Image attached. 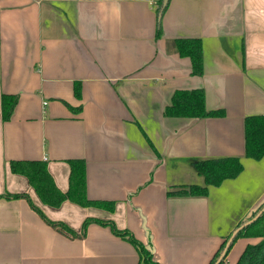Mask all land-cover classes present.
Segmentation results:
<instances>
[{
	"label": "crops",
	"instance_id": "0c3cea01",
	"mask_svg": "<svg viewBox=\"0 0 264 264\" xmlns=\"http://www.w3.org/2000/svg\"><path fill=\"white\" fill-rule=\"evenodd\" d=\"M160 2L0 0V264H140L135 246L109 227L94 223L74 238L7 193L29 194L77 232L99 218L145 244L151 237L161 264H210L264 195L263 187L248 205L232 197L236 185L247 197L264 180V158H247L245 141V119L264 115V0H169L163 11ZM177 40L201 42L202 75ZM184 90H203L207 109L225 116H166ZM3 96L18 97L8 120ZM226 157L242 160L237 178L206 197L168 195L206 186L194 162ZM70 160L85 162L88 199L115 202L114 212L44 205L10 169L12 161H43L67 192ZM227 200L241 213L222 231ZM259 241L240 238L223 264Z\"/></svg>",
	"mask_w": 264,
	"mask_h": 264
},
{
	"label": "trees",
	"instance_id": "16d2710c",
	"mask_svg": "<svg viewBox=\"0 0 264 264\" xmlns=\"http://www.w3.org/2000/svg\"><path fill=\"white\" fill-rule=\"evenodd\" d=\"M162 3L163 2H160V8ZM160 34L161 28L158 30V35ZM176 46L181 56L189 57L191 59L193 74L202 75L203 53L201 42L199 40H177ZM76 93L79 96V90L77 87ZM17 102V96H3L2 107L5 120L11 118ZM165 115L177 118H221L225 116V111L208 110L206 107V96L203 90H184L175 92L172 98V104L166 108ZM245 141L247 158L255 161H260L264 158V115L250 116L245 119ZM69 165L71 168L70 186L67 192H63L57 187L49 172L47 163L43 161H12L10 162V169L12 173L27 178L29 184L44 205L52 208H60L64 202L71 201L82 207H95L114 212L116 206L115 202L93 201L88 199L86 192L85 162L83 160H70ZM193 165L196 171L204 176L206 186H183L180 190H170L168 192L170 197H206L209 195V187H219L226 180L237 178L244 170L242 160L238 157L196 161ZM4 197L8 199L27 200L32 208L38 212L49 225L74 238L84 237L89 225L94 223L109 227L115 235L130 241L135 246L140 256V264H161L155 257L154 245L151 237L148 240V244H145L138 240L130 230L119 229L112 220L87 218L82 225L81 232H77L64 222L52 221L49 219L34 204L30 195L27 193H7ZM263 207L264 202L254 212L247 215L237 227L256 216ZM230 236L231 234L222 243L210 264L216 263ZM240 238H257L260 239V241L255 244L247 245L236 264H264V212L255 222L244 227L236 235L229 247L228 254ZM223 263L224 260L221 264Z\"/></svg>",
	"mask_w": 264,
	"mask_h": 264
},
{
	"label": "rangeland",
	"instance_id": "374dc122",
	"mask_svg": "<svg viewBox=\"0 0 264 264\" xmlns=\"http://www.w3.org/2000/svg\"><path fill=\"white\" fill-rule=\"evenodd\" d=\"M250 161L253 162L252 160ZM248 170L249 172H251V169H248ZM253 187H254V191L252 192V194H249V196L246 197L244 192L240 190L241 187H239V184H238L235 186V188L232 191L233 192L232 197H234V199H237V200L239 199V204L248 205L250 202L254 201L258 197V195L262 192V189L264 187V180H261L259 182L258 187H255V186ZM241 193H243L242 197H240ZM263 202H264V195L256 202V204L253 206L250 212H248L247 215L254 212ZM225 209H228V211L223 212ZM220 213H222V217H220L221 230L226 231V229H228L230 226H232L235 223L238 215H240L241 213V210H239V208H236V207L233 208V205H231V203L228 202L227 200L226 202L221 203ZM214 218L216 219L217 215H214Z\"/></svg>",
	"mask_w": 264,
	"mask_h": 264
},
{
	"label": "water",
	"instance_id": "95a60500",
	"mask_svg": "<svg viewBox=\"0 0 264 264\" xmlns=\"http://www.w3.org/2000/svg\"><path fill=\"white\" fill-rule=\"evenodd\" d=\"M168 1L169 0H163V5H162V11L167 7L168 5ZM161 16V14L159 15ZM264 212V207L261 209V211L256 215L254 216L253 218H251L250 220H248L247 222H245L244 224H242L241 226L237 227L236 229H234V231L231 233V236L230 238L228 239L227 243H226V246L222 252V254L220 255V257L218 258V260L216 261L215 264H221V262L223 260H225V258L227 257V254H228V250H229V247L232 243V241L234 240V238L236 237V235L246 226L252 224L253 222H255L259 217L260 215Z\"/></svg>",
	"mask_w": 264,
	"mask_h": 264
},
{
	"label": "built area",
	"instance_id": "2783aa9c",
	"mask_svg": "<svg viewBox=\"0 0 264 264\" xmlns=\"http://www.w3.org/2000/svg\"><path fill=\"white\" fill-rule=\"evenodd\" d=\"M44 105H46V103H44Z\"/></svg>",
	"mask_w": 264,
	"mask_h": 264
}]
</instances>
